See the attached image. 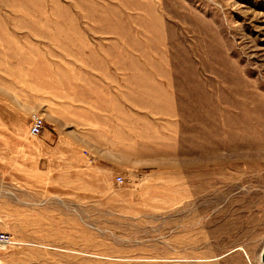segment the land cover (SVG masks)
Listing matches in <instances>:
<instances>
[{"label": "rangeland", "instance_id": "374dc122", "mask_svg": "<svg viewBox=\"0 0 264 264\" xmlns=\"http://www.w3.org/2000/svg\"><path fill=\"white\" fill-rule=\"evenodd\" d=\"M1 234L0 264H263L264 0H0Z\"/></svg>", "mask_w": 264, "mask_h": 264}, {"label": "built area", "instance_id": "2783aa9c", "mask_svg": "<svg viewBox=\"0 0 264 264\" xmlns=\"http://www.w3.org/2000/svg\"><path fill=\"white\" fill-rule=\"evenodd\" d=\"M45 128V120L42 116L38 115V114H34L32 115L31 118V134L33 136H38L42 133V131ZM118 182L120 184L123 183V179L120 177L118 179ZM11 242L10 238L8 236H6L5 234H1L0 235V246L2 245H7Z\"/></svg>", "mask_w": 264, "mask_h": 264}, {"label": "water", "instance_id": "95a60500", "mask_svg": "<svg viewBox=\"0 0 264 264\" xmlns=\"http://www.w3.org/2000/svg\"><path fill=\"white\" fill-rule=\"evenodd\" d=\"M262 263L264 264V251L262 253Z\"/></svg>", "mask_w": 264, "mask_h": 264}]
</instances>
